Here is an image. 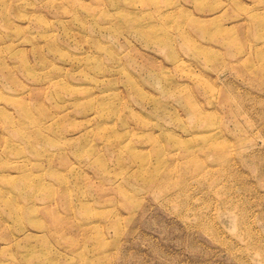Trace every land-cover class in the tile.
Segmentation results:
<instances>
[{
  "label": "rangeland",
  "instance_id": "obj_1",
  "mask_svg": "<svg viewBox=\"0 0 264 264\" xmlns=\"http://www.w3.org/2000/svg\"><path fill=\"white\" fill-rule=\"evenodd\" d=\"M0 264H264V0H0Z\"/></svg>",
  "mask_w": 264,
  "mask_h": 264
},
{
  "label": "bare ground",
  "instance_id": "obj_2",
  "mask_svg": "<svg viewBox=\"0 0 264 264\" xmlns=\"http://www.w3.org/2000/svg\"><path fill=\"white\" fill-rule=\"evenodd\" d=\"M131 86H133L135 89H136V92H139V89H137V87H136V85L134 84V83H132V85ZM140 93V92H139ZM26 112H28L29 114H30V112H29V110L28 109H26ZM191 116H193L195 119L196 118H198V117H200V114H199V112L198 111H195L194 109H191ZM53 117H51V119H52ZM55 118H56V116L52 119L53 121H52V123L55 121ZM196 121V120H195ZM219 127L218 126H213V127H211L210 129H209V134L210 135H212V136H214V133H218L219 132ZM32 142V141H31ZM219 145L220 146H223V144L222 143H219ZM216 146H218L217 144H216ZM33 149L34 150H36V145L34 144L33 145ZM135 155V157H138V158H140L141 159V155L140 154H134ZM143 158H145V156L143 157Z\"/></svg>",
  "mask_w": 264,
  "mask_h": 264
}]
</instances>
